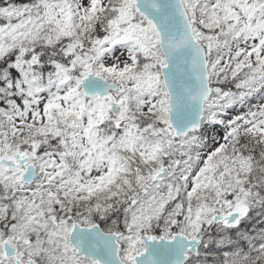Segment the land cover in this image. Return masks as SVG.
Wrapping results in <instances>:
<instances>
[{
  "label": "snow or ice",
  "instance_id": "obj_1",
  "mask_svg": "<svg viewBox=\"0 0 264 264\" xmlns=\"http://www.w3.org/2000/svg\"><path fill=\"white\" fill-rule=\"evenodd\" d=\"M0 264H264V0H0Z\"/></svg>",
  "mask_w": 264,
  "mask_h": 264
},
{
  "label": "trees",
  "instance_id": "obj_2",
  "mask_svg": "<svg viewBox=\"0 0 264 264\" xmlns=\"http://www.w3.org/2000/svg\"><path fill=\"white\" fill-rule=\"evenodd\" d=\"M18 2H19V0H18Z\"/></svg>",
  "mask_w": 264,
  "mask_h": 264
}]
</instances>
